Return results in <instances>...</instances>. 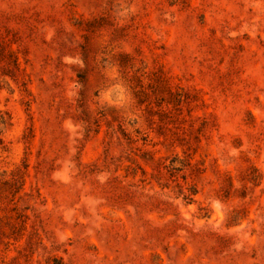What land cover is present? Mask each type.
<instances>
[{
	"label": "rangeland",
	"instance_id": "1",
	"mask_svg": "<svg viewBox=\"0 0 264 264\" xmlns=\"http://www.w3.org/2000/svg\"><path fill=\"white\" fill-rule=\"evenodd\" d=\"M0 264H264V0H0Z\"/></svg>",
	"mask_w": 264,
	"mask_h": 264
}]
</instances>
